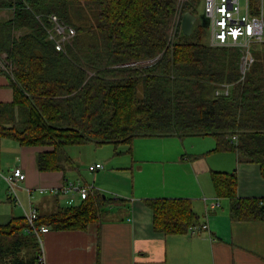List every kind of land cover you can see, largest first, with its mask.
Wrapping results in <instances>:
<instances>
[{"label":"trees","instance_id":"trees-1","mask_svg":"<svg viewBox=\"0 0 264 264\" xmlns=\"http://www.w3.org/2000/svg\"><path fill=\"white\" fill-rule=\"evenodd\" d=\"M202 1L0 0V74L13 89L12 101H0V141L50 147L38 154L39 170L66 174L89 145L131 150L139 137H210V152L233 151L264 177V42L243 74L239 48L208 43ZM259 3L252 0L253 12ZM52 13L76 29L64 51L47 39ZM186 15L196 18L191 31ZM222 84L229 93L216 95ZM211 180L233 220L264 221V197L239 195L237 169L213 170ZM109 200L94 194L57 205L37 224L86 231ZM144 202L156 231L185 234L200 224L189 198ZM28 228L21 214L0 224V264H36L40 245Z\"/></svg>","mask_w":264,"mask_h":264},{"label":"crops","instance_id":"crops-1","mask_svg":"<svg viewBox=\"0 0 264 264\" xmlns=\"http://www.w3.org/2000/svg\"><path fill=\"white\" fill-rule=\"evenodd\" d=\"M12 100L9 79L0 74V101ZM215 146L214 139L200 136L139 137L131 150L127 145L87 146L78 150L76 169L65 174L39 170L38 154L50 147L2 139L0 171L21 167L26 178L11 191L0 176V224L15 214L25 215V208L49 214L57 205L82 203L73 191H28L80 181L94 184V194L111 200L86 231L49 229L44 234L48 264H264V221L233 220L229 201L216 195L211 180L213 170L237 169L239 195L264 197L260 165L239 163L233 151L210 152ZM96 163L104 167L89 170ZM157 197L189 198L200 218L196 230L168 235L156 231L153 211L144 200Z\"/></svg>","mask_w":264,"mask_h":264},{"label":"built area","instance_id":"built-area-1","mask_svg":"<svg viewBox=\"0 0 264 264\" xmlns=\"http://www.w3.org/2000/svg\"><path fill=\"white\" fill-rule=\"evenodd\" d=\"M204 13L209 19V39L208 43L212 46L237 47L241 52L240 70L246 73L249 66L254 61L253 46L256 43L264 42V0H260V10L253 12L252 0H203ZM40 18V17H39ZM47 39L54 43L59 51H64L68 44H71L76 36L74 26L68 24L57 14H49L46 24ZM5 56V55H4ZM153 61H145L150 64ZM133 62L132 65H138ZM229 84H222L215 91L216 95L228 94ZM101 163H96L89 167V170L102 169ZM2 176L7 182L11 191H14L19 182L26 178V174L21 167H14ZM50 191L54 194H67L77 192L81 200L94 195L97 187L92 183L68 182L61 186L47 189L45 187H35L28 191L45 193ZM24 214L29 222L28 231L35 233L40 245V253L36 264H48L44 249V234L49 230L46 224H37L39 216L35 207L24 209ZM196 226L190 227V232L196 230Z\"/></svg>","mask_w":264,"mask_h":264},{"label":"water","instance_id":"water-1","mask_svg":"<svg viewBox=\"0 0 264 264\" xmlns=\"http://www.w3.org/2000/svg\"><path fill=\"white\" fill-rule=\"evenodd\" d=\"M185 18H186V20H189V26H188V28H189V30L191 31V30H192V27H193V24H194V22L196 21V18L193 17V16H190V15H186ZM201 19H202L203 25H205V26H209V19H208V17L205 15V13H203V14L201 15Z\"/></svg>","mask_w":264,"mask_h":264},{"label":"rangeland","instance_id":"rangeland-1","mask_svg":"<svg viewBox=\"0 0 264 264\" xmlns=\"http://www.w3.org/2000/svg\"><path fill=\"white\" fill-rule=\"evenodd\" d=\"M203 2V1H202ZM202 2H201V11H200V13H199V15H202L204 12H203V10H202V8H203V4H202ZM90 147H92V149H94V148H96L95 146H93V145H89ZM84 148H82L81 150H83ZM78 150V148H75V150L73 151V148L71 149V153H76V151ZM74 178V177H73ZM72 178V179H73ZM76 178V177H75ZM74 180V179H73Z\"/></svg>","mask_w":264,"mask_h":264},{"label":"bare ground","instance_id":"bare-ground-1","mask_svg":"<svg viewBox=\"0 0 264 264\" xmlns=\"http://www.w3.org/2000/svg\"><path fill=\"white\" fill-rule=\"evenodd\" d=\"M4 74V73H3ZM7 74V73H6ZM10 78V77H9Z\"/></svg>","mask_w":264,"mask_h":264}]
</instances>
